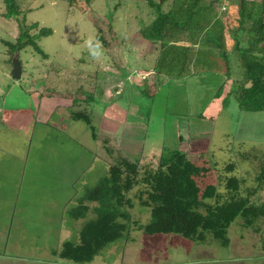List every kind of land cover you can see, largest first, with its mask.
<instances>
[{
	"label": "rangeland",
	"instance_id": "374dc122",
	"mask_svg": "<svg viewBox=\"0 0 264 264\" xmlns=\"http://www.w3.org/2000/svg\"><path fill=\"white\" fill-rule=\"evenodd\" d=\"M15 1L17 9L12 16L7 17L4 15V3L0 0L1 87L16 80L22 90L41 85L45 92L54 91L57 94L54 96H68L70 100L72 97L80 99L81 96L92 94L96 102L104 103L99 101L101 95L97 83L110 86L109 93L113 95L114 87L119 84L115 81L118 80L115 78L116 74H120L115 70L116 66L123 67L127 73L134 68L147 69L145 64L156 60L157 51L149 43L140 40L138 35L139 28L154 18L146 0ZM225 7L226 10L221 9L226 12L223 21L229 27L235 23L236 6L227 1ZM15 13H19L18 17L25 18V25L38 23L37 27L30 29L31 34L38 33L40 28L50 29V33L36 39L43 53L32 46L18 51L22 65L20 79H13L11 76L12 58H9L8 46L4 43V40L15 41L19 33ZM98 26L104 30L105 42L96 36ZM226 36L229 47L231 40L227 32ZM96 76L105 77V82H96ZM227 77L205 74L202 71L187 79L176 78L178 80L171 79L164 83L157 80L137 87L136 90L143 89L142 94L134 92V96V93L125 89L121 96L107 100V104H104L117 103L118 109H121V117H127L129 125L140 127L129 132H123L118 127V136L123 132L122 141L141 140L145 154L162 145L171 149L178 148L175 145L178 142L179 124H182L196 137V150L191 152L193 161L200 162L202 157L204 160L208 157L210 163L219 167L228 163L235 164L237 168L233 174L248 189L256 186L258 161L255 156L264 153V111L241 112L233 97L228 98L226 106H223L228 91L234 86V79L240 77L235 65H232V75L228 79ZM107 87L104 85V88ZM53 100L58 101L59 98L55 97ZM71 109L72 106L58 105L54 109L57 111L56 118L53 119V122L63 123V128L71 124L66 131L70 134V155L80 149V156L83 155L88 160L95 155L97 158L93 165H89L88 160L85 164L75 165L71 160L69 207L74 206L75 199L106 173L109 162L114 163L110 161L109 154L106 155L98 145L97 137L101 136L103 139L107 132L102 112L94 115L88 113L96 128V138L92 139L84 121L68 118ZM72 126H77V129L74 131ZM183 132L187 136L184 130ZM35 138L36 134L33 141ZM37 140L31 146L30 157L39 159L47 154V148L45 140L41 145L40 138ZM54 147H57V143ZM131 155L133 161L141 158L140 152ZM37 161L29 160L28 168L31 163L39 166ZM79 170L86 171L78 175ZM251 200L253 205L263 204L264 190L257 191ZM129 211L133 221L146 223L150 218L145 206L136 204ZM91 216L88 213L86 219ZM0 220L6 219L0 217ZM80 221L75 222L70 217L64 223L63 228H66L67 222L72 225L70 236L63 234L64 231V237L55 232L53 238L48 235L45 240L39 238L36 242L28 234L31 225H22L23 235L19 233L20 227L13 225L11 231L6 233L5 240L0 241V264H76L52 257L48 250L51 244L55 246L61 239L77 241ZM259 235L234 223L229 229L231 242L225 247L211 235L205 242H196L179 234L148 235L130 222L128 232L101 249L91 262L84 264H264V250L261 248ZM51 238L52 243L49 241Z\"/></svg>",
	"mask_w": 264,
	"mask_h": 264
},
{
	"label": "trees",
	"instance_id": "16d2710c",
	"mask_svg": "<svg viewBox=\"0 0 264 264\" xmlns=\"http://www.w3.org/2000/svg\"><path fill=\"white\" fill-rule=\"evenodd\" d=\"M2 1L4 15L12 16L16 1ZM227 1L237 10L236 25L227 29L233 40L230 48L223 21ZM146 4L154 18L139 28L138 35L157 51L154 61L167 69L178 61H239L240 77L234 80L223 106L233 97L241 112L264 111V0H146ZM18 16L15 13L19 26L15 41L4 40L10 59L17 49L28 46L42 52L36 39L50 33V29L40 28L31 34L38 23L25 25V18ZM97 29V38L105 42L103 28ZM86 97L92 100L94 95ZM71 116L84 121L96 137L88 113L76 111ZM255 160L256 186L245 189L233 174L235 164L219 167L208 157L194 162L178 148L164 147L156 163L141 165L122 157L71 208L74 218L84 217L90 203H95V216L81 226L77 242H63L55 255L76 264L91 262L101 249L129 231L130 222L148 235L179 234L196 242H205L211 235L225 247L231 242L230 227L239 223L260 234L264 250V203L253 205L251 200L264 190V153ZM135 199L149 210L146 223L131 219L129 210L136 205Z\"/></svg>",
	"mask_w": 264,
	"mask_h": 264
},
{
	"label": "crops",
	"instance_id": "0c3cea01",
	"mask_svg": "<svg viewBox=\"0 0 264 264\" xmlns=\"http://www.w3.org/2000/svg\"><path fill=\"white\" fill-rule=\"evenodd\" d=\"M236 17L237 10L234 25L229 27L225 25V36L227 29L236 25ZM229 39L231 40V44L228 47L226 39L227 48H230L233 43L230 37ZM239 64V61H178L174 64L172 69H167L166 67H162L159 61H151L147 63V65L145 64L144 67L147 69L140 67L135 70L136 68H134L132 72L127 73L123 67L116 66L115 70L120 72V74H116L115 78L118 80L115 81L117 83L119 82V84L114 87L113 95H110V86L107 87L106 84L97 83L100 91L99 95H101L99 101H103L107 104L105 101L121 96L125 89H128V91L130 90L132 93L139 92L142 94L144 93L143 89L138 88V90H136V88L143 86V84L146 85L150 82L155 83L157 80L164 83L171 79L178 80L176 78L187 79L190 76L194 77L202 71L205 74L217 76L225 75L229 77L232 75V65H235L239 70L240 76L241 70ZM202 65L204 67H202ZM219 72L222 73L219 74ZM105 80V77L102 76H96L95 78L96 82H105ZM18 82L19 81L16 80L10 81L6 83L4 87L0 86V217L6 219L5 221L0 220V241L5 240L6 233L11 231L10 229L13 225H18L20 227L19 233L23 235V224L31 225L28 234L31 236V240L35 242L39 238L45 240V237L48 238V235L52 237L55 232L63 236L62 232L64 231L63 234L70 236L72 232L71 223L67 222L66 228H63L64 223L70 219V217L74 219L75 222L81 220L77 230L79 240V230L81 226L88 219L95 216L92 210L95 203H90L91 208L84 217L74 218L71 215V208L77 205L78 198L84 194L83 193L75 199L74 206L69 207L71 160L73 164L80 165V163L85 164L88 159H86L85 156L83 157V155L80 156V149H77V152L75 151L73 155H70V134L66 131L70 129L71 124L68 122L69 124L63 128V123L53 122L57 112V109H54L58 105L62 107L72 106L68 116L69 119H73L71 114L76 111L90 113L91 115L102 112L101 117H103L105 121L104 124L107 127L103 128L107 129V132L103 139L101 136L100 138L97 137L98 145L100 149L104 150L106 155L109 154L111 158L110 161H114V163L122 157L133 161L130 157L133 156L131 154L136 152L141 153V158L134 160L139 164L156 163L165 145L145 154V148L141 140L129 141L127 139L122 141L123 132L133 131L140 127L129 125V123L126 122L127 117H121V109H118V104L115 102L106 105L96 102L94 98L92 100H87L86 96H81L82 98L80 99L72 97L69 100L68 96H54V91L45 92V90L41 88V85H39L38 88L37 85H35V87H31L30 90L27 88L22 90ZM104 85L107 88H104ZM135 95L134 93V96ZM48 96L51 97L48 98ZM55 97L59 98V100H53ZM104 105H106V107ZM100 107H103L102 111ZM65 119H67V116H65ZM76 127L77 126H72L74 131L77 129ZM118 127L123 129V132L119 134V136ZM183 130L186 132L187 136L183 135ZM178 131V142L175 147L177 146L178 149L186 152L187 156L191 159V152L196 150L194 147L196 137H193V135L189 133V128H185L182 124H179ZM35 134L36 138L34 141L40 138L39 143L41 145L45 140V147L47 148V154H43L39 159L35 156L30 157L31 146L35 144L32 139ZM91 138L95 139L96 137L91 135ZM36 142H38V140ZM55 143H57V147H54ZM63 144L65 147H63ZM95 158H97L96 155L92 156V158L89 157V165H93V162L96 160ZM32 159H34L35 162L38 160L37 162L40 163L39 166H37L36 163H31L28 168L27 164L29 160ZM32 164L34 167H32ZM110 165L111 163L109 162L106 172ZM79 171L78 175H81L86 170ZM88 213H91L92 216L86 219ZM55 225L57 230H55ZM52 238L49 240L51 243ZM68 240L69 239H61L55 246L51 244L49 250L47 248L50 255L61 259L55 255V250L58 249L63 242ZM77 241L75 240L74 242Z\"/></svg>",
	"mask_w": 264,
	"mask_h": 264
},
{
	"label": "water",
	"instance_id": "95a60500",
	"mask_svg": "<svg viewBox=\"0 0 264 264\" xmlns=\"http://www.w3.org/2000/svg\"><path fill=\"white\" fill-rule=\"evenodd\" d=\"M11 63H12L11 76L13 79H19L21 77L22 65L19 59L18 49L15 51L14 55L12 56Z\"/></svg>",
	"mask_w": 264,
	"mask_h": 264
}]
</instances>
